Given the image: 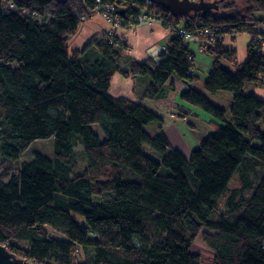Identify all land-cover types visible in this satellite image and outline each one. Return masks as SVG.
Returning a JSON list of instances; mask_svg holds the SVG:
<instances>
[{
  "label": "trees",
  "instance_id": "1",
  "mask_svg": "<svg viewBox=\"0 0 264 264\" xmlns=\"http://www.w3.org/2000/svg\"><path fill=\"white\" fill-rule=\"evenodd\" d=\"M96 1L0 0L1 155L13 161L34 141L55 137L53 158L38 153L15 174L0 166V244L35 264H202L192 251L202 233L213 264H264V99L252 86H264V0L183 16L156 4L174 32L160 62L130 58L127 44L116 45L122 38L111 43L106 35L90 42L101 56L89 62L71 49L70 37L95 16ZM102 2L123 8L124 27L153 14L146 0ZM180 28L215 31V41L203 37V52L214 60L204 88L226 107L191 87L196 53L175 33ZM230 33L233 43L250 36L243 62L219 40ZM117 72L149 77V98L164 96L175 76L190 86L181 98L222 124L213 123L187 157L162 127L148 133L150 123H163L158 113L110 93ZM78 143L87 166L73 176ZM252 161L263 168L256 177ZM238 173L242 186L232 188Z\"/></svg>",
  "mask_w": 264,
  "mask_h": 264
},
{
  "label": "crops",
  "instance_id": "2",
  "mask_svg": "<svg viewBox=\"0 0 264 264\" xmlns=\"http://www.w3.org/2000/svg\"><path fill=\"white\" fill-rule=\"evenodd\" d=\"M109 30H112L116 37L126 41L129 46L128 49L124 50L126 56L138 61H145L150 58L155 60V57L160 55V49L166 46L174 35L171 28L165 27L158 20L141 22L131 27H114L103 15L97 14L85 21L78 31L70 37V47L72 50H81L80 57L84 61L94 62L101 55L96 46H89V44L91 41L105 36ZM238 37L232 46L237 49V57L239 52L237 47ZM248 37L250 41V36ZM191 48L196 53L194 75L198 77L197 80L191 83V87L206 93L216 105L226 107L227 102L219 101L217 97L211 95L204 88V82L213 65V58L204 52L197 51V47L194 44L191 45ZM245 60L246 53L243 54L238 62ZM121 65L126 68L128 61H123ZM149 84L150 79L147 76L126 77L117 72L112 79L110 93L116 97H127L158 113L163 119V123H150L147 126L148 133L155 135L162 127V130L166 132L172 143L188 157L195 147L190 145L187 139L194 138L199 126L202 124V122H199V111L196 106L183 101L181 98V93L190 86L172 76L164 96L149 98L144 95V91ZM171 85L175 89L170 88L169 86ZM252 86L255 88L256 94L264 99V86L262 84H252ZM210 120L212 124H222L217 119ZM152 124H154L153 127L148 129ZM212 131L213 125L208 133Z\"/></svg>",
  "mask_w": 264,
  "mask_h": 264
},
{
  "label": "rangeland",
  "instance_id": "3",
  "mask_svg": "<svg viewBox=\"0 0 264 264\" xmlns=\"http://www.w3.org/2000/svg\"><path fill=\"white\" fill-rule=\"evenodd\" d=\"M209 1H215V0H209ZM218 1L220 4V8L215 11L218 14L225 13V11L223 10V7H222V4H224V3L229 4L232 2H238L241 6H244V0H218ZM261 29L263 30L264 27H262ZM248 36H249V34H247V33L239 34L238 42H237V47H238V51H239L237 61H239L241 59V57L243 56L244 53H246V57H247V46H248V42H249ZM263 39H264V37H263ZM225 43H226V45H228V43L230 44V37L229 36H226ZM225 64L231 70H233V71L236 70V66L234 64H231L229 62L225 63ZM217 99L219 101L226 102L224 99H221L218 97H217ZM196 108L199 111V113H198L199 114L198 118L200 119L199 122H202V124L198 128L196 136L194 135V138H192L190 140L187 139L189 144L194 146L195 149L200 146L203 139L206 138V136L209 134L208 132L211 130V127L213 125L210 122L211 121L210 119H216V118H214V116H212L210 113L206 112L205 110H202L201 108H199L197 106H196ZM153 125L154 124H152L148 129L152 128ZM92 127L95 130V132L100 135L101 138H104V133L98 124H94V125H92ZM187 138H189V137L187 136ZM54 144H55V137H50L47 139H38V140L34 141L31 144V146L24 153H22V155L18 159H14L13 161L5 159L1 155V152H0V166H5V165L11 166L13 168L12 174H15L18 172L20 164L23 161H32L38 153H41L43 155H46L48 157L53 158L54 157V147H55ZM75 157L78 160V165L73 172V176L80 174V173H83L85 171L86 166H87L86 160H85V157L83 154V147H82L81 143H78L75 147ZM262 172H263V168H261V166H258L257 164H255L252 161V168L250 170V176L256 177L257 175L261 174ZM241 186H242L241 175L238 173L235 176V178L233 180V184L231 187L234 188V187H241ZM249 195H250V190H245L243 192L244 199L248 198ZM219 210L221 212H223V209L221 207L219 208ZM203 231H205V229ZM52 235L57 236L58 234H56L55 232H52ZM192 251L201 255L202 264H213V259H214L215 253L211 249L209 242L202 235V233H200V235L194 241V244L192 246ZM88 255H89V251L87 249H85L84 251H82L79 254L78 260L80 262H85L86 257Z\"/></svg>",
  "mask_w": 264,
  "mask_h": 264
},
{
  "label": "built area",
  "instance_id": "4",
  "mask_svg": "<svg viewBox=\"0 0 264 264\" xmlns=\"http://www.w3.org/2000/svg\"><path fill=\"white\" fill-rule=\"evenodd\" d=\"M146 3L149 5H156V3L152 2L151 0H146ZM123 8L119 5L112 4V3H103L102 0H97L96 1V7L93 10V13L95 15L100 14L103 15L107 21L114 27L116 26H121V18H120V12ZM159 15V9L157 6H154L153 8V14L149 15L146 12L141 16L140 18V23L141 22H146V21H153V20H158L161 23L163 22L162 17H158ZM175 33L180 35L181 37L184 38V46H190L192 44L196 45L197 50L199 52H203L205 49V43L203 42V37H207L211 39L212 41L216 40V34L215 31L211 29H201L198 30L194 33L187 32L183 28L176 29ZM226 36L230 37V44L228 43L229 46H233V37L234 34H222L219 36V40H226ZM114 32L112 30H109L106 34V39L111 41L113 43L114 41ZM126 44V41L124 39H121L119 42H117L116 45L123 47V45ZM167 52V46H164L160 49V55L155 57V60L157 62H160L163 58V54ZM191 59H195L192 55L190 56Z\"/></svg>",
  "mask_w": 264,
  "mask_h": 264
},
{
  "label": "water",
  "instance_id": "5",
  "mask_svg": "<svg viewBox=\"0 0 264 264\" xmlns=\"http://www.w3.org/2000/svg\"><path fill=\"white\" fill-rule=\"evenodd\" d=\"M167 10L171 15H191L193 12H207L211 9L218 10V0H151ZM0 264H35L34 262L19 257L15 252L10 251L7 246L0 244Z\"/></svg>",
  "mask_w": 264,
  "mask_h": 264
}]
</instances>
